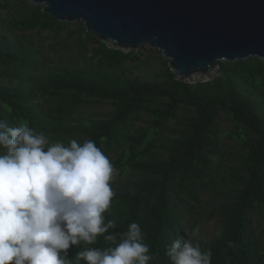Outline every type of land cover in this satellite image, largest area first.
I'll return each mask as SVG.
<instances>
[{
	"label": "trees",
	"instance_id": "trees-1",
	"mask_svg": "<svg viewBox=\"0 0 264 264\" xmlns=\"http://www.w3.org/2000/svg\"><path fill=\"white\" fill-rule=\"evenodd\" d=\"M0 25V119L26 121L50 144L92 140L108 156L116 180L105 222L116 227L104 235L119 240L137 223L154 257L149 264H170L167 248L181 237L211 249L212 264H264V60H222L217 78L190 83L176 79L163 56L153 78L143 79L135 73L141 51L111 48L40 4L0 0ZM34 30L49 34L22 37ZM63 33L75 39L76 67L42 53L45 38ZM104 100L112 104L104 116L83 109ZM221 112L232 121L226 135L237 151L222 142ZM191 218H216L221 231L208 239L187 232ZM110 246L101 235L73 246L68 259L76 264L78 251Z\"/></svg>",
	"mask_w": 264,
	"mask_h": 264
},
{
	"label": "clouds",
	"instance_id": "clouds-1",
	"mask_svg": "<svg viewBox=\"0 0 264 264\" xmlns=\"http://www.w3.org/2000/svg\"><path fill=\"white\" fill-rule=\"evenodd\" d=\"M114 166L94 141L49 143L26 121L0 119V264H72L69 250L103 235L112 246L86 247L76 264H149L154 259L140 226L108 234L105 222L115 192ZM231 243V242H230ZM170 264H212L211 249L176 238Z\"/></svg>",
	"mask_w": 264,
	"mask_h": 264
},
{
	"label": "water",
	"instance_id": "water-1",
	"mask_svg": "<svg viewBox=\"0 0 264 264\" xmlns=\"http://www.w3.org/2000/svg\"><path fill=\"white\" fill-rule=\"evenodd\" d=\"M28 1L60 21H82L111 48H157L185 82L217 78L222 60H264V0Z\"/></svg>",
	"mask_w": 264,
	"mask_h": 264
},
{
	"label": "rangeland",
	"instance_id": "rangeland-1",
	"mask_svg": "<svg viewBox=\"0 0 264 264\" xmlns=\"http://www.w3.org/2000/svg\"><path fill=\"white\" fill-rule=\"evenodd\" d=\"M76 23L80 24L82 23V21H78ZM0 30L1 31L4 30V27L1 25H0ZM18 34H20V32H18ZM46 34H49V32L42 31L41 33H39L37 30H34V31L25 32L22 37L24 39L31 36L36 38L40 35L45 36ZM9 38L11 40L16 39L14 34H10ZM74 42L75 39H67L65 33L59 36H55L54 34H52L51 36H48V38H45L43 40L42 53L44 55H49L51 58H53L55 64L62 61L76 67L78 65L80 56L77 54V51L74 48ZM95 45H96L95 43L91 44V46H95ZM151 49L155 51L158 50L157 48H152L149 45H142L141 48L139 49V51H141V53L145 57L144 58L145 60L143 63L140 64V66L135 71V73L140 75L143 79H152L154 72L159 70L163 65L162 53H156L154 51H151ZM83 109H85L91 114L104 116L111 111L112 104L107 100H104L101 102L90 104L88 106H83ZM218 123H219L218 128L224 145L226 147H229L233 151L239 150L240 144L236 140L226 135V131L232 129L233 124L232 121L227 117L225 112H221L219 114ZM113 180H116V172H114ZM203 202H204L203 207H205L206 209L212 208L211 203H206L205 197ZM188 223H189L188 226H190V228L187 230V232H190L191 228H193V233L196 234L197 236L199 235V237H202L204 239L213 237L219 234L221 231V227L218 224L216 218H212L210 220H207L206 218H203L201 220L191 218L190 221H188ZM258 230L263 231L262 235H263V244H264V219L262 217L259 222Z\"/></svg>",
	"mask_w": 264,
	"mask_h": 264
}]
</instances>
